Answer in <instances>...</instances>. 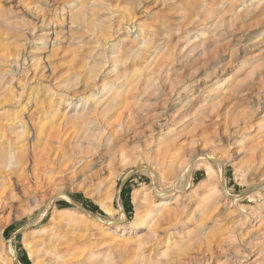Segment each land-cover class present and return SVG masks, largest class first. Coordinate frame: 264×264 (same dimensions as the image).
I'll return each mask as SVG.
<instances>
[{"label":"rangeland","instance_id":"374dc122","mask_svg":"<svg viewBox=\"0 0 264 264\" xmlns=\"http://www.w3.org/2000/svg\"><path fill=\"white\" fill-rule=\"evenodd\" d=\"M0 86V264H264V0H0Z\"/></svg>","mask_w":264,"mask_h":264},{"label":"bare ground","instance_id":"6f19581e","mask_svg":"<svg viewBox=\"0 0 264 264\" xmlns=\"http://www.w3.org/2000/svg\"><path fill=\"white\" fill-rule=\"evenodd\" d=\"M7 73L8 72H6V70L5 71H3V74H5V75H7ZM3 74H2V76H3ZM5 75H4V77H5ZM12 81V79L10 78L9 80H7V82H11ZM4 84V83H3ZM3 88L4 87H6V85H3L2 86ZM1 86H0V88H2ZM3 92V91H2ZM2 92H1V94H2ZM30 99V98H29ZM107 107V106H106ZM98 108V107H97ZM25 128H27V127H25ZM42 130V129H41ZM39 132V131H38ZM39 134V133H38ZM37 134V135H38ZM48 137H49V135H48ZM17 142H15L14 143V146H15V144H16ZM17 146V145H16ZM6 147H8V145H6V144H1L0 145V154L2 155V154H4V152H5V148ZM13 151V152H12ZM9 153H10V155H11V153H14L15 154V162H18L19 164L21 163V162H23V160L25 159V161H27L26 159L27 158H29V151H28V149H27V147H25V148H13V149H11V150H9L8 151ZM7 153V152H6ZM5 155V154H4ZM205 155V154H204ZM36 158H37V156L33 159L34 160V165H36ZM32 160V161H33ZM1 161V160H0ZM5 161V160H4ZM8 161V160H7ZM13 162V161H12ZM18 164V165H19ZM7 165V164H6ZM37 165H38V163H37ZM35 168H36V166H35ZM17 169V168H16ZM17 171V170H16ZM12 172V171H11ZM33 173V172H32ZM3 174V173H2ZM1 174V175H2ZM20 174V173H19ZM27 174V173H26ZM25 174V175H26ZM9 175V174H8ZM8 177V176H7ZM7 177H5V178H7ZM156 177V176H155ZM4 178V177H3ZM25 178H26V176H25ZM7 179H9L10 180V178H7ZM156 179V178H155ZM2 180V179H1ZM0 180V181H1ZM6 180V179H5ZM3 181V180H2ZM156 181V180H155ZM7 182H8V180H7ZM224 182V181H223ZM8 183H10V181L8 182ZM155 189V188H154ZM222 189H224V191H223V193L225 194V195H227V196H232V194L229 192V189L228 188H226V187H224V188H222ZM157 192H163V193H165L166 191H160V189H158L157 188V190H156ZM166 195V194H165ZM164 195V196H165ZM233 197V196H232ZM235 197V196H234ZM165 197H163L162 199H164ZM235 199V198H234ZM157 207V206H156ZM107 223L108 224H111V223H114V221H107ZM137 225H139V223H137ZM109 226V225H108ZM117 227L118 228H120V227H123L124 228V226H119V225H117ZM136 227V226H135ZM107 228V227H106ZM52 263V262H51ZM50 262H49V264H51Z\"/></svg>","mask_w":264,"mask_h":264}]
</instances>
